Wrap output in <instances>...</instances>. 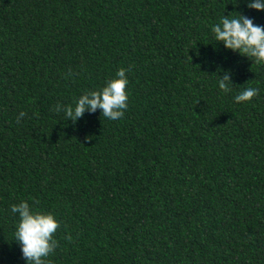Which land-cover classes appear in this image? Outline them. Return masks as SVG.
Instances as JSON below:
<instances>
[{"label":"trees","instance_id":"16d2710c","mask_svg":"<svg viewBox=\"0 0 264 264\" xmlns=\"http://www.w3.org/2000/svg\"><path fill=\"white\" fill-rule=\"evenodd\" d=\"M247 3L0 0V264H26L22 200L60 224L50 264H264V66L211 31L264 27ZM121 68L122 119L54 110Z\"/></svg>","mask_w":264,"mask_h":264},{"label":"clouds","instance_id":"9594fccd","mask_svg":"<svg viewBox=\"0 0 264 264\" xmlns=\"http://www.w3.org/2000/svg\"><path fill=\"white\" fill-rule=\"evenodd\" d=\"M247 7L257 11H264V0H248ZM230 16V13L221 18L220 22L211 28L216 44H223L226 50L238 53L242 57L248 58L251 63L264 66V27L253 23L240 13ZM191 60V58L189 57ZM68 73V76H72ZM218 88L225 94L232 90L230 71H225L222 76H218ZM129 81L124 68L119 69L115 78L110 79L106 84L98 89L85 91L74 105L55 106L57 113L63 112L65 120L75 123L78 118L88 111L100 113L111 121H117L124 117L128 109L127 86ZM259 94L258 88L248 87L234 97L236 103L250 102ZM26 113L21 112L17 117L20 122ZM38 203V201H34ZM12 214L18 216L13 240L19 244L23 259L26 264H50L48 257L54 254L58 247V242L54 238L60 224L51 213H44L34 210L27 201H20L18 204L10 206ZM71 241L72 237H65Z\"/></svg>","mask_w":264,"mask_h":264}]
</instances>
